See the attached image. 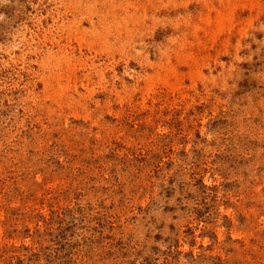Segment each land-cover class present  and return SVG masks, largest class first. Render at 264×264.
<instances>
[{
	"label": "rangeland",
	"instance_id": "obj_1",
	"mask_svg": "<svg viewBox=\"0 0 264 264\" xmlns=\"http://www.w3.org/2000/svg\"><path fill=\"white\" fill-rule=\"evenodd\" d=\"M119 1L0 0V264H264V0Z\"/></svg>",
	"mask_w": 264,
	"mask_h": 264
},
{
	"label": "bare ground",
	"instance_id": "obj_2",
	"mask_svg": "<svg viewBox=\"0 0 264 264\" xmlns=\"http://www.w3.org/2000/svg\"><path fill=\"white\" fill-rule=\"evenodd\" d=\"M110 1H111V0H110ZM126 1H127V2H126ZM126 1H125V2H126V5H128V1H129V0H126ZM155 1H156V0H155ZM208 1H209V0H208ZM219 1H220V0H219ZM72 2H73V1H72ZM114 2H115V1H114ZM119 2H120V1H119ZM121 2H122V0H121ZM121 2H120V3H121ZM125 2H124V4H125ZM129 2H130V1H129ZM131 2H133V1H131ZM131 2H130V3H131ZM148 2H149V1H148ZM148 2H147V3H148ZM161 2H162V5L165 3V2H163V0H162ZM170 2H174V1L170 0ZM185 2H187V1L185 0ZM188 2H189V1H188ZM69 3H70V2H69ZM96 3H97V2H93V4H96ZM104 3H105V1H104ZM122 3H123V2H122ZM130 3H129V5H130ZM133 3H134V2H133ZM133 3H132V7L134 6ZM167 3L169 4V2H167ZM167 3H166V6H167ZM181 3H183L182 0H181ZM204 3H207V4H208V2L205 1V0H204ZM210 3H211V2L209 1V5H210ZM70 4H71V3H70ZM79 4H80V3H79ZM84 4H85V3H84ZM114 4H115V3H114ZM118 4H119V3H118ZM124 4H122L123 7H124ZM142 4H143V2H142ZM142 4H140V6H141ZM150 4H151V3H150ZM175 4H176V3H175ZM68 5H69V4H68ZM74 5H75V4H74ZM87 5H88V4H87ZM101 5H102V4H101ZM144 5H146V4L144 3ZM144 5H143V8H145ZM228 5H229V4H228ZM84 6H85V5H84ZM84 6H83V7H84ZM91 6H92V5H90V7H91ZM95 6H96V5H95ZM99 6H100V5H99ZM117 6H118V5H117ZM135 6H136V4H135ZM137 6H138V5H137ZM151 6H152V5H151ZM154 6H155V5H154ZM179 6H180V4H179ZM230 6H231V5H230ZM232 6H233V5H232ZM92 7H93V6H92ZM119 7H120V5H119ZM126 7H127V6H126ZM161 7H163V6H161ZM214 7H215V6H214ZM224 7H225V6H224ZM233 7H235V5H234ZM236 7H237V6H236ZM79 8H80V7H79ZM85 8H89V7H88V6H85ZM136 8H138V7H135L134 9H136ZM76 10H77V9H76ZM83 10H85V9H83ZM87 10H90V8L87 9ZM95 10H96V9H95ZM125 10H126V9H125ZM127 10H128V9H127ZM80 11H81V10H80ZM85 11H86V10H85ZM91 11H92V9H91ZM107 11H108V10H107ZM132 11H133V10H132ZM142 11H143V9H142ZM145 11H146V10H145ZM218 11H219V10H217V14L219 13ZM82 12H83V11H82ZM88 12H89V11H88ZM111 12H112V11H111ZM84 13H85V12H84ZM89 13H90V12H89ZM94 13L96 14V11H95ZM132 13H133V12H131L130 14L132 15ZM205 13H206V12H205ZM205 13H203V14H204L203 17L206 16L207 13H206V14H205ZM225 13H226V12H225ZM225 13H222V14H224V15L219 14V15H221V17H219V18H220V19H219V22L222 20V21H221L222 23H220V25H222V27L220 26V27H221V30H222V28L224 27V23H223L224 21H223V18H225L226 21L229 22V20H228V18H227L228 15L225 14ZM130 14H129V16H128V18H127L126 20H125V18H124L125 15H124V16L122 15L123 18H124V20H125L126 22H127V20H129V18H130V20L133 19V18H131ZM136 14H137V13H136ZM136 14H135V15H136ZM138 14L140 15L139 12H138ZM138 14L136 15V19H137V17L139 16ZM141 14H143V16H144V15L146 16V13H144V12H142ZM201 14H202V13H201ZM228 14H229V13H228ZM85 15H86V14H85ZM127 15H128V13H127ZM133 15H134V14H133ZM207 15H208V14H207ZM215 15H216V14H215ZM82 16H83V15H82ZM145 16H144V17H145ZM217 16H218V15H217ZM223 16H226V17H223ZM120 17H121V16H120ZM133 17L135 18V16H133ZM144 17H143V18H144ZM152 17H153V14H152ZM213 17H214V16H213ZM215 17H216V16H215ZM222 17H223V18H222ZM141 18H142V17H141ZM154 18H157V17H153V20H155ZM198 18H199V17H198ZM208 18H209V19H208ZM208 18H203V19H205V22H206L207 19L211 21L210 16H209ZM221 18H222V19H221ZM91 19H92V17H91ZM91 19H90V21H92ZM145 19H146V18H145ZM145 19H144V20H145ZM157 19H158V18H157ZM157 19H156V20H157ZM184 19H186V18L184 17ZM201 19H202V18H201ZM217 19H218V18H216V20H217ZM115 20H116V19H115ZM118 20H119V19H118ZM118 20H117V21H118ZM120 20H122V19H120ZM124 20H123V23H124ZM173 20H174V19H173ZM208 20H207V21H208ZM214 20H215V18H214ZM246 20H247V21L250 20L249 24L251 23V19H246ZM105 21H106V20H105ZM132 21H133V23H134V20H132ZM135 21H136V20H135ZM137 21H139V19H138ZM175 21H176V20H175ZM239 22H240V21H239ZM74 23H75V22H74ZM99 23H100V22H99ZM104 23H105V22H104ZM107 23H108V22H107ZM115 23H116V22H115ZM208 23H209V22H208ZM245 23H246V22H245ZM247 23H248V22H247ZM91 24H92V23H91ZM111 24H112V23H111ZM108 25H109V24H108ZM115 25H116V24H115ZM115 25H114V26H115ZM124 25H125V24H124ZM176 25H177V23H176ZM215 25H217V24H215ZM218 25H219V24H218ZM218 25H217V26H218ZM229 25H231V24H229ZM117 26H118V24H117ZM122 26H123V25H122ZM142 26H143V25H142ZM147 26H148V25H147ZM147 26H146V27H147ZM231 26H232V25H231ZM73 27H74V26H73ZM195 27H198V24H195V26H194L193 28H195ZM226 27H227V26H226ZM232 27H233V26H232ZM84 28H85V27H82V29H84ZM120 28H121V27L119 26V29H120ZM124 28L127 29V28H128L127 25H125ZM229 28H231V27H229ZM85 29H86V28H85ZM87 29H88V28H87ZM108 29H109V28H108ZM117 29H118V27H117ZM218 29H219V28H218ZM241 29H242V27H241ZM241 29H240V30H241ZM66 30H67V28H66ZM69 30H70V29H69ZM88 30H89V29H88ZM96 30H99V29H96ZM110 30H111V29H110ZM110 30H107V32L109 31L108 34L110 33ZM211 30H212V28H211ZM213 30H214V29H213ZM221 30H220V31H221ZM238 30H239V29H238ZM238 30H237V31H238ZM79 31H80V29H79ZM79 31H78V32H79ZM84 31H85V30H84ZM89 31H90V30H89ZM91 31H92V30H91ZM94 31H95V30H94ZM111 31H112V30H111ZM128 31H129V29H128ZM130 31H131V30H130ZM208 31H209V30H208ZM208 31H207V32H208ZM70 32H71V30H70ZM78 32H77V33H78ZM80 32H83V30L80 31ZM92 32H93V31H92ZM95 32H96V31H95ZM100 32H101V31H100ZM105 32H106V31H105ZM107 32H106V33H107ZM117 32H118V31H117ZM212 32H213V31H212ZM67 33H68V32H67ZM75 33H76V32H75ZM83 33H84V32H83ZM97 33H99V31H98ZM97 33H96V34H97ZM128 33H130V32H128ZM240 33H241V32H240ZM88 34H89V33H88ZM100 34H102V36H103L105 33H104V31H102V33H100ZM111 34H112V33H111ZM134 34H135V33H134ZM205 34H206V33H205ZM211 34H212V33H211ZM77 35H78V34H77ZM89 35H90V34H89ZM131 35H132V34H131ZM115 36H116V35H115ZM212 36H214V35H212ZM215 36H216V35H215ZM215 36H214V37H215ZM98 37H99V36H98ZM214 37H213V38H214ZM100 38H101V37H100ZM132 38H133V37H132ZM211 38H212V37H211ZM106 39L108 40L107 37H106ZM215 39H216V38H215ZM226 39H227V38H226ZM104 40H105V39H104ZM107 40H105V41H107ZM125 40H126V39H125ZM173 40H175V39H173ZM83 41H84V39H83ZM85 41H87V40H85ZM187 41H188V40H187ZM213 41H214V40H213ZM79 42H80V40H79ZM106 43H110V42H106ZM197 43H198V42H197ZM199 43H200V41H199ZM85 44H86V43H85ZM91 44H92V43H91ZM100 44H101V43H99L98 46H101ZM102 44H103V43H102ZM113 44H114V42H113ZM136 44H137V43H136ZM191 44H192V43H191ZM221 44H222V43H221ZM88 45H89V44H88ZM107 45H109V44H107ZM107 45L105 44V46H107ZM119 45H120V43H119ZM122 45H123V44H122ZM124 45H125V43H124ZM127 46H128V45H127ZM109 47H110V46H109ZM99 48H100V47H99ZM106 48H107V47H106ZM106 48H104V49H106ZM99 50H101V49H99ZM106 50H107V49H106ZM112 50H113V49H112ZM136 50H137V49H136ZM102 51H103V50H102ZM110 51H111V50H110ZM147 54H148V53H147ZM169 54H170V53H169ZM177 54H178V53H177ZM182 54H183V53H182ZM125 55H127V54H125ZM180 55H181V54H180ZM189 55H190V54H189ZM168 56H169V55H168ZM182 56H183V55H182ZM125 57H126V56H125ZM192 57H193V55H192ZM194 57H195V56H194ZM66 59H67V57H66ZM58 60H59V59H58ZM214 60H215V56H214ZM62 62H63V61H62ZM64 62H65V61H64ZM150 62H151V61H150ZM80 63H81V62H80ZM202 63H203V62H202ZM202 63H201V64H202ZM60 64H61V61H60ZM65 64H66V63H65ZM160 65H161V64H160ZM162 65H163V64H162ZM203 65H204V64H203ZM169 66H170V64H169ZM200 66H201V65H200ZM57 67H58V66H57ZM151 67H152V66H151ZM198 67H199V65H198ZM198 67H197V68H198ZM201 68H202V66H201ZM173 69H174V68H173ZM193 70H194V69H192V71H193ZM170 71H172V67H171V70H170ZM173 71H174V70H173ZM195 71H196V70H195ZM197 71H199V70L197 69ZM197 71H196V72H197ZM172 73H173V72H172ZM175 73H177V72L175 71ZM186 73H187V72H186ZM188 73H189V72H188ZM198 73H199V72H197V74H198ZM59 74H60V72H59ZM183 74H184V73H183ZM189 74H190V73H189ZM197 74H196V75H197ZM175 75H176V74H175ZM194 75H195V73H194ZM166 76H167V75H166ZM166 76H165V77H166ZM101 77H102V76H101ZM211 77H213V76H211ZM167 78H168V76H167L165 79H167ZM176 78H177V76H176ZM190 78H191V77H190ZM100 81H101V80H100ZM163 81H164V80H163ZM165 82H166V81H165ZM165 82H164V83H165ZM166 83H167V82H166ZM169 83H171L170 85H173L172 82H169ZM178 83H179V82H178ZM66 84H67V83H66ZM58 85H59V84H58ZM167 85H168V84H167ZM170 85H169V86H170ZM176 85H177V84L174 83V86H175V87H176ZM174 86H173V87H174ZM178 87H179V85H178ZM58 90H59V89H58ZM60 90H61V89H60Z\"/></svg>",
	"mask_w": 264,
	"mask_h": 264
}]
</instances>
